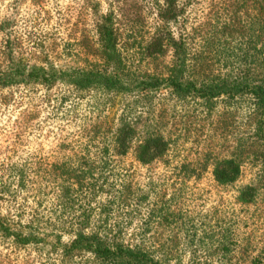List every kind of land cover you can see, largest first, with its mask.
<instances>
[{
  "label": "rangeland",
  "instance_id": "obj_1",
  "mask_svg": "<svg viewBox=\"0 0 264 264\" xmlns=\"http://www.w3.org/2000/svg\"><path fill=\"white\" fill-rule=\"evenodd\" d=\"M87 1L20 0L12 12L9 0H0V22L13 21L9 41L20 45L29 64H99L77 44L82 35L95 42ZM94 1L101 13L123 8L136 14L130 22L119 21L126 31L119 49L130 73L164 77L169 50L155 58L135 54L158 24L155 12L163 0ZM177 5L182 13L170 28L187 38L198 74L264 83V0H177ZM4 39L0 32V46ZM122 124L135 134L120 157L111 148ZM144 133L168 144L147 165L134 158ZM223 159L235 160L239 175L220 185L211 172ZM12 167L22 168L28 181L14 204ZM78 172L86 173L79 188L72 181L82 176ZM246 186L254 193L243 203L238 194ZM18 205L22 223L57 227L65 232L63 241L79 218L89 216L85 232L135 238L158 264H264V109L245 94L205 101L180 100L166 89L133 94L61 84L0 89V208L13 217ZM25 254L0 244V264H24Z\"/></svg>",
  "mask_w": 264,
  "mask_h": 264
},
{
  "label": "trees",
  "instance_id": "obj_2",
  "mask_svg": "<svg viewBox=\"0 0 264 264\" xmlns=\"http://www.w3.org/2000/svg\"><path fill=\"white\" fill-rule=\"evenodd\" d=\"M87 2L90 16L93 17L95 42L82 35L77 44L84 50L85 55L94 56L100 63H88L85 67L72 64L54 67L48 61L47 67L29 64L27 55L20 51V45L13 40L9 41L10 33L7 29L13 21L5 19L0 22V32L5 36L0 46V57L3 61L0 67V89L26 85L50 88L55 84L73 87L78 91L102 89L119 94L151 93L166 89L171 96L180 100L196 98L205 101L220 96L245 94L251 97L256 109H264L263 82L246 77L208 78L198 74L197 67L200 66L197 61L190 63L186 48L187 38L182 33L176 36L170 28L171 23H175L182 13L177 0H163L162 6L155 12L158 24L135 52L141 58H155L163 56L169 50L172 59L164 77L135 75L130 73L125 64L119 44L126 31L119 27V21L130 22L135 18V13L123 8L115 13H101L96 1ZM19 3L20 0H9L7 7L12 8V12H17ZM128 31L130 34L133 32ZM134 134L129 125L119 126L111 148L115 156L122 157L126 154ZM167 148V142L160 135L144 133L134 147V158L139 164L147 165L161 158ZM103 152L107 150L103 149ZM84 174L86 173L72 177L73 184L78 188L81 179L85 180ZM8 175L12 180L11 198L14 204L16 193L21 192L28 181L22 168L12 167ZM211 175L217 184H230L239 175V165L233 159L219 160L214 163ZM253 193L254 189L246 186L240 190L238 199L243 203L249 202ZM2 210L6 212L0 208V244L12 247V251L25 252L20 263L24 260V264H49L51 261L57 264H74L76 259L80 262L84 255H89L90 259L84 264H158L135 244V238L128 239L115 233L85 232L89 216L79 218L75 223L76 229L70 227L71 231L67 233L69 238L63 241L61 232L64 231L57 227L38 229L32 220L22 223L20 219L23 211L20 205L14 209L13 217H10L11 213L7 215Z\"/></svg>",
  "mask_w": 264,
  "mask_h": 264
}]
</instances>
